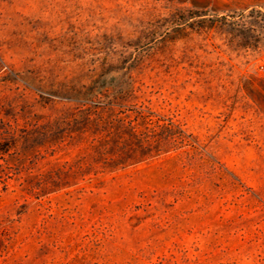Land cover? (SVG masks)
I'll list each match as a JSON object with an SVG mask.
<instances>
[{
    "label": "rangeland",
    "instance_id": "rangeland-1",
    "mask_svg": "<svg viewBox=\"0 0 264 264\" xmlns=\"http://www.w3.org/2000/svg\"><path fill=\"white\" fill-rule=\"evenodd\" d=\"M7 125L0 264H264V0H0Z\"/></svg>",
    "mask_w": 264,
    "mask_h": 264
},
{
    "label": "trees",
    "instance_id": "trees-1",
    "mask_svg": "<svg viewBox=\"0 0 264 264\" xmlns=\"http://www.w3.org/2000/svg\"><path fill=\"white\" fill-rule=\"evenodd\" d=\"M113 103H114V101H111L110 103H109V105H113ZM94 122H96L97 124H98V122L97 121H94ZM1 135H10L11 137L14 135V130H13V128L10 126V125H7L6 127H4L3 128V131L2 132H0V136ZM107 143V142H106ZM3 145V144H2ZM119 160V159H118ZM72 169H73V167L72 166H69L68 167V172H71L72 171Z\"/></svg>",
    "mask_w": 264,
    "mask_h": 264
}]
</instances>
